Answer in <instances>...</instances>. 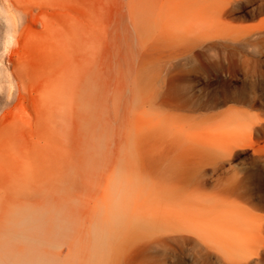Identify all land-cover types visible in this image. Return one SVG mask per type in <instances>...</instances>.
I'll return each mask as SVG.
<instances>
[{
	"label": "rangeland",
	"instance_id": "374dc122",
	"mask_svg": "<svg viewBox=\"0 0 264 264\" xmlns=\"http://www.w3.org/2000/svg\"><path fill=\"white\" fill-rule=\"evenodd\" d=\"M21 1L61 35L31 45L75 129L8 144L60 213L41 241L0 225V264H264V0Z\"/></svg>",
	"mask_w": 264,
	"mask_h": 264
},
{
	"label": "bare ground",
	"instance_id": "6f19581e",
	"mask_svg": "<svg viewBox=\"0 0 264 264\" xmlns=\"http://www.w3.org/2000/svg\"><path fill=\"white\" fill-rule=\"evenodd\" d=\"M5 1L7 4L0 6V55L5 54L7 62L4 68L0 67V99L4 103V107H0H3L0 113V225L4 228L1 233L9 232L5 237L13 235V239H21L25 235L41 241V234L30 233L36 228H43L41 222L48 219L37 209H52L54 219H58L60 205L58 202L43 201L41 196L36 195L31 181L35 171L29 165L28 157L15 156L8 144L21 149L58 146L57 128L67 125L75 129V126L68 121L63 109L55 113L57 106L51 98L59 90L43 74V63L50 58L52 60L50 51L46 47L42 50L31 45V40H37V33H41L44 41L55 43V49H58L57 41L61 35L52 22L44 19L50 15L48 8L43 5L37 9L35 15L39 18L40 29L34 31L36 20L32 9L21 0ZM12 123L16 124L14 134L6 133L4 127ZM49 132L53 133L47 135ZM4 137L9 140L4 141ZM16 166L23 172L27 183L18 179ZM50 167L49 163L47 168ZM43 182L46 186L49 184L46 179ZM55 185L58 187V182ZM6 193L15 196L9 209H5L3 203Z\"/></svg>",
	"mask_w": 264,
	"mask_h": 264
}]
</instances>
